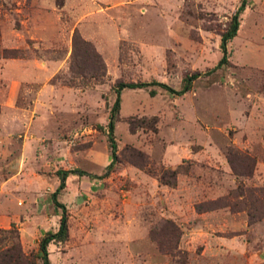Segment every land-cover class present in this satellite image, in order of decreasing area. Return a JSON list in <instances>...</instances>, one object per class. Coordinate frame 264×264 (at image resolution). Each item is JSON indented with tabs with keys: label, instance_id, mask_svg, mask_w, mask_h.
<instances>
[{
	"label": "rangeland",
	"instance_id": "obj_1",
	"mask_svg": "<svg viewBox=\"0 0 264 264\" xmlns=\"http://www.w3.org/2000/svg\"><path fill=\"white\" fill-rule=\"evenodd\" d=\"M239 1L0 0V229L24 253L57 229L56 171L77 168L49 264H264V0L213 68ZM191 73L179 96L120 91L98 177L116 82Z\"/></svg>",
	"mask_w": 264,
	"mask_h": 264
},
{
	"label": "trees",
	"instance_id": "obj_2",
	"mask_svg": "<svg viewBox=\"0 0 264 264\" xmlns=\"http://www.w3.org/2000/svg\"><path fill=\"white\" fill-rule=\"evenodd\" d=\"M245 5H246V0L239 1L238 6L236 7L235 11L233 12V14L231 15L229 19L226 29L220 34L219 48L221 50V56L217 64L213 68H217L227 62L226 42L235 35L238 25H239V15L244 10ZM76 39H79V37L76 34H74L73 46L76 44ZM96 58L98 62V67L100 69H103L104 67L103 62L101 61L99 56L97 57L96 55ZM197 76H198V73H191L185 76L182 80L180 88L178 89H173L169 87L168 85H166L165 83H162L156 80L139 81V82H122V81L116 82L115 87H114L115 97L110 106L108 119L106 123V128H107L106 134H107V140H108L109 147H110L111 161L106 165L105 172L102 173L101 175H98V177L104 176L108 172V170H110V168L112 167L116 159V155H115L116 145H115L114 136H113V129H114V122L117 118V114L120 108V91L123 88H144L148 86L150 87L159 86L167 90L171 94L179 96L189 90L191 86V82ZM149 94L153 95L154 89L151 88L149 90ZM71 173L77 174V175H82V174L89 175V173H85L84 171L77 169V168L66 169V170L59 169L56 171V174L59 178V183L57 187L55 188V190L50 194V199L53 202L54 206L60 209L61 213L59 215L57 229L53 232L48 231L38 241L36 256L40 258L41 264H49L47 245L50 242L62 241L66 238V235H67L66 210H65L64 205L57 200V194L60 192V190L64 186L65 177ZM2 239L6 240V242L5 243L0 242V264H36L35 255L26 254L21 250L20 243L18 240L17 229L15 228L14 225L11 224L9 228L7 229H0V240Z\"/></svg>",
	"mask_w": 264,
	"mask_h": 264
}]
</instances>
